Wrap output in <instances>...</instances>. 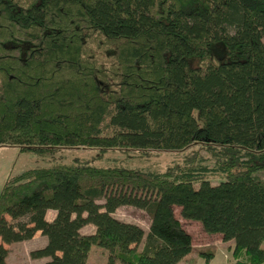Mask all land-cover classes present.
Wrapping results in <instances>:
<instances>
[{
  "label": "trees",
  "instance_id": "16d2710c",
  "mask_svg": "<svg viewBox=\"0 0 264 264\" xmlns=\"http://www.w3.org/2000/svg\"><path fill=\"white\" fill-rule=\"evenodd\" d=\"M192 144L216 166L54 163L10 177L0 264L38 232L47 242L31 257L46 264H88L92 247L106 264H178L194 248L175 208L232 241L233 264L264 262V0H0V146L40 157ZM124 206L149 215L147 232L113 217Z\"/></svg>",
  "mask_w": 264,
  "mask_h": 264
},
{
  "label": "rangeland",
  "instance_id": "374dc122",
  "mask_svg": "<svg viewBox=\"0 0 264 264\" xmlns=\"http://www.w3.org/2000/svg\"><path fill=\"white\" fill-rule=\"evenodd\" d=\"M221 50V49H219ZM215 49L212 59L218 60L223 57L222 52ZM199 64V60H191L190 65ZM219 150V147L211 146ZM222 158V157H220ZM203 159L204 165L214 168L219 160L211 154L203 144H192L180 151H120L109 150L99 151L88 148H60L53 155L36 156L31 153H20L17 147L0 146V190L4 183L13 176L34 167H49L54 163L64 164H89L95 167L122 166L131 169H138L143 172L165 173L176 171L182 167L199 163ZM222 160V159H221ZM264 180V174H260ZM213 185L218 183L216 178L212 179ZM101 203V202H98ZM174 215L181 223L184 230L191 236L193 252L181 261V264H233L232 250L233 242H223L220 235L206 234L200 223L187 221L181 218L179 208L174 209ZM113 217L124 222L135 224L147 232L150 217L144 211L131 206L118 208ZM94 232L93 226L83 227L80 231L83 235H90ZM46 242L38 236L33 240L12 243L5 245L7 250V264H46L49 258L34 259L31 257L33 251L42 249ZM264 248V243L262 244ZM143 243L139 245L141 249ZM199 250H213L214 259L206 263L198 256ZM107 254L105 251L92 247L88 255V264H106ZM115 264H119L118 262ZM264 264V262L262 263Z\"/></svg>",
  "mask_w": 264,
  "mask_h": 264
},
{
  "label": "crops",
  "instance_id": "0c3cea01",
  "mask_svg": "<svg viewBox=\"0 0 264 264\" xmlns=\"http://www.w3.org/2000/svg\"><path fill=\"white\" fill-rule=\"evenodd\" d=\"M54 217H55V212L54 211H51V210H49V211H47L46 212V216H45V218H46V220L47 221H52L53 219H54ZM88 226V225H87ZM90 226V225H89ZM86 227V226H85ZM39 237V238H41L42 240H44V242H47L46 241V238L44 237V236H42L39 232L38 233H36L35 235H34V237L32 238V239H30V240H33L34 238H36V237ZM29 240V241H30ZM178 264H181V262H179Z\"/></svg>",
  "mask_w": 264,
  "mask_h": 264
}]
</instances>
